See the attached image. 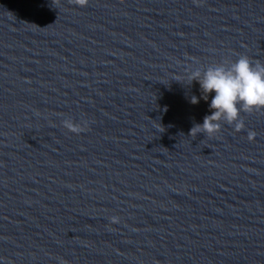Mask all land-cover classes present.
Returning a JSON list of instances; mask_svg holds the SVG:
<instances>
[{"label":"water","instance_id":"obj_1","mask_svg":"<svg viewBox=\"0 0 264 264\" xmlns=\"http://www.w3.org/2000/svg\"><path fill=\"white\" fill-rule=\"evenodd\" d=\"M241 55L264 0H0V264H264V109L189 136Z\"/></svg>","mask_w":264,"mask_h":264},{"label":"clouds","instance_id":"obj_2","mask_svg":"<svg viewBox=\"0 0 264 264\" xmlns=\"http://www.w3.org/2000/svg\"><path fill=\"white\" fill-rule=\"evenodd\" d=\"M70 3L80 7L87 6L88 0H69ZM188 81L191 84L196 81L201 90V97L208 100L212 95L209 108L210 115L203 118L202 124H194L189 131V136L196 137L203 133L209 138L213 137L221 129V123L234 126L236 131L244 128L241 112L251 113L264 109V65L253 62L245 55H241L234 62H223L209 65L206 68L190 70ZM191 104L199 103V99L193 95ZM62 126L69 132L80 134L87 129V122L75 123L71 118L64 119ZM249 139H253L254 132L248 133ZM112 223H118V217L111 218Z\"/></svg>","mask_w":264,"mask_h":264}]
</instances>
